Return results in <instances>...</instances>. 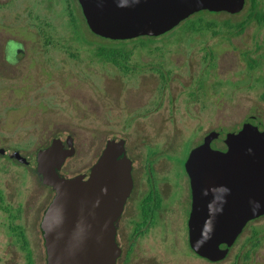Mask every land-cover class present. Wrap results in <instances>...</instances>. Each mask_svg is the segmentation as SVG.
I'll list each match as a JSON object with an SVG mask.
<instances>
[{
  "label": "rangeland",
  "instance_id": "1",
  "mask_svg": "<svg viewBox=\"0 0 264 264\" xmlns=\"http://www.w3.org/2000/svg\"><path fill=\"white\" fill-rule=\"evenodd\" d=\"M249 10L247 3L239 13H207L215 24L196 32L181 33L182 21L143 46L119 42L137 65L123 73L96 56L100 45L117 44L87 28L77 0H0V147L7 150L0 154V193L8 206L0 209V264H46L39 222L53 190L38 180L36 152L67 135L75 146L61 168L67 176L87 172L107 139H125L137 185L130 209L146 189L143 166L152 159L166 208L149 231L146 264H264V216L223 260L190 251L181 174L184 156L207 132L219 131L213 146L221 147L225 133L245 122L264 129V0H257L260 21L249 20ZM224 20L247 21L227 32ZM13 39L25 55L9 64L3 49ZM14 149L29 163L7 157ZM11 223L27 229L29 262ZM254 228L261 245L245 258L241 244Z\"/></svg>",
  "mask_w": 264,
  "mask_h": 264
},
{
  "label": "water",
  "instance_id": "2",
  "mask_svg": "<svg viewBox=\"0 0 264 264\" xmlns=\"http://www.w3.org/2000/svg\"><path fill=\"white\" fill-rule=\"evenodd\" d=\"M246 0H78L91 32L126 40L164 34L200 10L235 14ZM8 49L24 56L23 44ZM209 131L185 161L192 193L188 241L201 257L223 260L246 224L264 215V129L250 121L228 131L221 147ZM6 149L0 147V154ZM75 153L74 139L52 141L36 152V171L53 190L39 227L46 264H117L116 221L133 187L124 138H109L87 172L61 174ZM8 156L29 160L14 149Z\"/></svg>",
  "mask_w": 264,
  "mask_h": 264
},
{
  "label": "flooded vegetation",
  "instance_id": "3",
  "mask_svg": "<svg viewBox=\"0 0 264 264\" xmlns=\"http://www.w3.org/2000/svg\"><path fill=\"white\" fill-rule=\"evenodd\" d=\"M13 40H16V39H13ZM16 41H20V40H16ZM8 43L9 42H6L4 44V49H3L4 58L9 64H16L22 58L18 59L16 56L15 50L7 48ZM24 55H25V47H24ZM206 134L203 135L201 141H199L197 144H195L194 146H192L188 150L187 154L184 156V160H183V164H182L184 174L183 173H181V174L185 175V178H186L185 183L187 184L186 198L188 200V203H186L185 204L186 206H184L187 210V220H188V216H189V213L191 210L192 193H191V186H190V178H189V175H188L186 168H185V161L188 157L190 150L192 148H194L195 146L201 144L203 142L204 136ZM152 151L153 152H150V154L155 155L156 154L154 152L155 150L153 149ZM7 157H9V156L7 155ZM129 158L132 160V171H131V173H132V178H133V187H132L130 195L128 196V198L125 202L123 211L116 221V242H117V245L119 247V256L117 257L116 262H117V264H146V262H149V231L158 225L157 222H158V220H160L161 213L166 208V200H164L162 192L158 187V182L156 180L157 178H156L155 172H154L153 167H152L153 161H152V159H149V160H146L144 162L145 164L143 166L144 171H145V178L147 181L146 182L147 183L146 189L139 192L138 197L134 201V208L130 209L127 206L130 198L133 197L135 190H136V187H137L136 182H135L134 170H133V159L131 157H129ZM10 159H12V158H10ZM13 160H15V159H13ZM36 173H37V171H36ZM37 176H38L39 182L42 183L41 176L38 173H37ZM45 208L43 209V212H44ZM7 211H8V209H7ZM127 212L129 214L128 216H126ZM123 221H125L126 223H122ZM159 227H160V231L164 230L163 226L159 225ZM186 227H187V244H188V247L192 253H194L195 255H197L198 257L201 258V256H199L190 247V244L188 241V225L187 224H186ZM22 228L24 231V233H23L24 238L26 239L28 237L27 229H25V227L23 225H22ZM244 228H243V230H244ZM11 232L13 233V235H15L14 231L11 230ZM236 240H235V242H236ZM26 241H27V239H26ZM235 242H234V244H235ZM233 245L231 246V248L233 247ZM231 248H230V250H231ZM230 250H229V252H230ZM204 259H206V258H204Z\"/></svg>",
  "mask_w": 264,
  "mask_h": 264
},
{
  "label": "trees",
  "instance_id": "4",
  "mask_svg": "<svg viewBox=\"0 0 264 264\" xmlns=\"http://www.w3.org/2000/svg\"><path fill=\"white\" fill-rule=\"evenodd\" d=\"M247 3H249V7H250L247 18L249 20L255 19L257 21H260L263 18V15H260V13L257 10V0H246L245 6ZM207 13L213 14V11L200 10V11L195 12L194 14L190 15L185 20H183V22H184L183 24L185 26H183V28L180 30L181 33L196 32L202 28H210L211 26H213L215 24V22H213L211 20H206L203 18ZM217 13H219V12H214V14H217ZM246 21L247 20H244L240 23L233 24V23H228L226 20H224V26H225L227 32H231V29H234V28H237L238 31H241L243 29ZM85 23H86V21H85ZM87 28H88V26H87ZM214 32H216V30H214ZM149 37H156V36H140V37L132 38L131 40H138V42L135 43L134 46H137V45L143 46V45H147V44L145 42H142V41H146L147 39H149ZM111 40H113V39H111ZM114 41L116 42L117 45H100L97 48V51L95 53L96 56L98 58L104 60L105 62H108V63L114 65L119 70H121L123 73L135 71V69L137 68V65L130 62V55L132 53L131 49L130 48L128 49L123 45H119L120 44L119 42H122L125 40H114ZM160 73L163 74L161 71H160ZM262 98L264 99V93L262 94ZM2 203H3V196L0 193V209L7 210L8 206L7 205L2 206L3 205ZM11 216H13V214H11ZM262 216H264V215H262ZM262 216H260V217H262ZM260 217L252 219L246 224L244 230L242 231V233L237 238L235 244L240 243L241 240L239 241V238L242 236L245 229L247 227L251 226L252 223L257 221ZM10 230L14 231L15 236L17 237L18 240H20L21 249L23 251H25L26 258L29 262L31 260V249L29 247L28 242L24 238V235H23L24 231H23L22 225L19 223H17V224L11 223L10 224ZM261 240L262 239H261L260 231H258L257 229L254 228L251 231L250 235L247 236L241 244V248H243V247L245 248V251H244L245 258L250 257L251 253L257 250V248L261 245Z\"/></svg>",
  "mask_w": 264,
  "mask_h": 264
}]
</instances>
